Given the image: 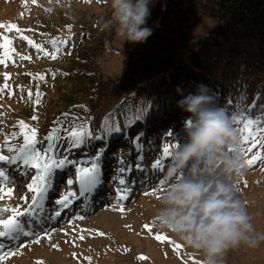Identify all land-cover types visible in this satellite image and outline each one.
I'll return each mask as SVG.
<instances>
[{"label":"rangeland","instance_id":"1","mask_svg":"<svg viewBox=\"0 0 264 264\" xmlns=\"http://www.w3.org/2000/svg\"><path fill=\"white\" fill-rule=\"evenodd\" d=\"M178 1L184 5H191L193 2V0ZM110 18V0L0 2V23L16 24L23 30V35L41 44L45 51L49 53L54 51L49 43L51 39L70 37L67 44L61 46V52L52 59L43 52H37L28 45L27 41L19 39L21 33L15 30L8 32L6 28H0V36L7 35L14 38L10 45L0 39V44L6 45L5 48H0V56L4 51L14 49L9 54L15 61L14 63L7 61V66L0 65V87L5 84L2 74L5 72L10 74V79L7 80L9 88L0 94V146L13 132L21 130L18 121H24L29 128L36 129V139L43 141L56 123L67 126L73 117L80 118L78 123L87 121L90 131L96 135L102 121L111 113L115 118L114 122L119 124L121 132L126 135L125 139L124 135H120L118 139L110 140L108 143L102 164L105 191L97 194L89 205L85 206L83 202L75 204L58 220L45 223L44 228L55 229L50 239L44 238L39 243H32V238H22L20 243L27 242V246L20 248L17 254L8 257L0 264H38V262L42 264H202L201 254L187 248L174 234L158 229L154 225V218L160 207L157 196L161 190L157 189L156 195H144L145 191H151L152 187L156 186L158 179H165L164 173L170 162L169 157L164 159L165 166L162 172L155 170L159 172L158 176L154 175L150 165L161 158L165 144L185 141L182 126L164 128L157 126L154 129V138L146 140L144 137L142 142L133 143L136 136H129V133L137 129V126L126 127V125L129 123L136 125L135 117L142 109L148 108L149 99L138 98L134 103L131 97L127 99L122 97V100H125L123 105L120 106L119 101L115 102L108 112L106 114L104 112L103 117L99 116L97 120L93 116L94 111L89 107L95 79L100 76L115 77L124 65V41L116 35L115 26L104 27L105 22ZM69 25L71 28L67 27ZM23 56H30L31 59H20ZM37 74L43 75L44 79H38ZM29 91L32 92V100L28 98ZM37 91L43 95L40 103L34 104ZM64 113H68L69 116L64 117ZM33 116L37 119H32ZM145 120L146 117L141 121ZM260 127L264 128V124ZM170 131L173 132L172 136L167 135ZM145 133L148 134L147 131ZM237 133L239 136V132ZM61 135L64 133L62 132ZM22 142V136L9 141L17 145ZM61 143L67 147L66 142ZM104 147V143L94 142L86 149H74L73 153L69 154V158L80 159L84 151L95 156L97 150ZM260 151L264 153V149ZM0 154L11 155L6 149ZM140 154L144 156L143 163L148 168L150 179L145 181L142 173L133 171L131 177L135 178L136 183L131 185L133 191L123 205L125 211L121 213L113 210L109 207L113 203L109 199V193L114 189L112 178L116 175L118 158L124 159V167L127 168L130 164L134 167ZM33 174L34 172L30 171L27 176H21L18 172L9 171L8 175L11 179L0 193L4 197L0 199V207L17 205L26 207L20 198L27 193L25 186L31 181ZM69 178H75V169L72 167L65 171L63 179L50 199H55L68 190L66 181ZM125 178L129 179L127 176ZM235 179L239 188L237 196L246 202L247 212L252 218L256 231L264 233V160L257 161L251 167L246 166L243 175ZM166 184L167 181L162 187L164 188ZM7 189H12L11 193H8ZM27 198L30 200L31 193H27ZM49 210H54L51 204ZM8 214L10 213L4 214V218ZM77 214L84 219L69 224L68 221ZM144 224L151 226V234L143 227ZM82 229L86 231L81 232ZM100 232L105 235L100 236L98 234ZM155 234L164 235L168 240L157 241L154 238ZM80 235L84 236L83 240L79 239ZM169 240L171 243L168 242ZM52 245H58V248H53ZM176 245H179V248H176ZM141 254L147 259H138ZM85 257H90V261ZM221 260L222 264H264V241L257 247H249L242 243L237 247L229 248Z\"/></svg>","mask_w":264,"mask_h":264},{"label":"trees","instance_id":"2","mask_svg":"<svg viewBox=\"0 0 264 264\" xmlns=\"http://www.w3.org/2000/svg\"><path fill=\"white\" fill-rule=\"evenodd\" d=\"M146 26L153 28L146 42H124L121 72L93 82L96 120L122 97L149 99L146 120L129 136L151 140L157 126H182L188 114L176 107L174 88L186 94L196 83L209 86L216 106L231 96L243 111L255 104L251 118L264 119V0H156Z\"/></svg>","mask_w":264,"mask_h":264},{"label":"snow or ice","instance_id":"3","mask_svg":"<svg viewBox=\"0 0 264 264\" xmlns=\"http://www.w3.org/2000/svg\"><path fill=\"white\" fill-rule=\"evenodd\" d=\"M86 2H90V0H86ZM67 27L71 28L70 25ZM0 28H6L8 32L15 30L17 33H21L19 39L27 41L28 45L35 48L37 52H43L45 56H50L52 59L56 58L57 54L62 50L61 46L67 44L68 39H70V37L66 39H51L49 43L53 46L54 51L49 53L43 49L41 44L35 43L28 36L23 35V30L19 29L16 24L10 23L5 25L0 23ZM0 39H3L7 45H10L14 38L2 35ZM5 47V44H0V48ZM10 51H14V49L6 50L0 56V65L7 66V61L15 62L9 54ZM20 59L30 60L31 57L23 56ZM2 75L5 84L0 87V94L9 88L7 80L10 79L9 73L5 72ZM37 75L38 79H44L43 75ZM54 75L55 73H53ZM9 94L11 95V93ZM42 95V93L37 91L36 99L33 103L39 104ZM28 98L32 100L31 91L28 93ZM254 107L255 104L247 111H243L238 105L233 104L232 97L229 96L222 108L234 130L240 134L239 152L244 157L245 165L248 167H251L257 161L264 160V153L260 151V149H264V138H261L264 137V128L260 127L264 123V119L251 118V111ZM149 111L150 108L142 109L141 113L135 117V121L140 122L144 120ZM63 115L66 118L69 116L68 113H64ZM32 119L35 120L37 117L33 116ZM79 119L78 117H73L67 126L62 123H56V126L49 130L43 141L36 139V129L29 128L24 121H18L21 130L13 132L10 137L6 138L4 144L0 146V152L6 149L7 152L11 153V155L0 154V193L4 191V186L11 179L8 175L9 171L18 172L21 176H27L30 171L34 172L31 176V181L25 186L27 193H31L30 200L27 198V193L20 198L26 204V207H21V205L0 207V262L17 254L20 248L27 246V242L24 244L20 243L22 238H32V243H39L44 238L50 239L55 229L44 228L45 223L58 220L75 204L83 202L85 206L89 205L97 194L105 191V177L102 170L105 152L109 141L118 139L124 133L121 132L119 124L114 122L115 118L111 113L102 121L96 135H93L90 131L87 121L78 123ZM126 127H131V123L126 125ZM25 129L27 131H24ZM62 132L64 135H61ZM167 135L172 136L173 132L170 131ZM20 136L23 137L22 143L18 145L9 143L10 140H15ZM141 136H143V133L138 134L133 143L139 141ZM62 141L67 143V147L61 143ZM92 142H102L105 147L98 149L95 156L84 151L80 159L69 158V154L73 153L74 149H86L91 146ZM179 143L177 141L163 146L161 158L156 159L150 165V168L154 170V175L158 176L159 172L163 171L165 166L164 159L170 156V149L176 148ZM137 148H139L138 144ZM249 154L251 155L249 156ZM143 161L144 156L140 154L137 157L135 166L133 167L130 164L126 168L123 166L124 159L122 157L118 158L116 175L112 178L114 189L109 193V199L113 201L109 207L113 210H118L121 213L125 211L123 205L130 198L133 191L131 185L136 183L135 178L131 177L133 171L142 173L145 181L150 179L148 168L144 165ZM70 167L75 169V178L67 179L68 190L59 197L50 199L54 194L55 188L59 186V182L63 179L65 171ZM155 170H159V172ZM126 176L129 179H126ZM165 183V179H158L156 186L152 187L151 191H145L144 195H156L157 189L163 191L162 186ZM11 191L12 189H7L8 193H11ZM3 198L0 195V199ZM157 198L159 199V196ZM49 204L54 208L53 211L49 210ZM7 213L10 214L4 218V214ZM82 219L84 217L77 214L68 223L71 224L75 220ZM126 227L130 226L126 225ZM143 227L150 234L152 233V228L149 224H144ZM83 231L86 230L82 229L81 232ZM98 234L100 236L105 235L102 232ZM154 238L160 242L168 240V237L161 234H155ZM79 239L83 240L84 236L80 235ZM168 242L171 243L170 240ZM52 247L58 248V245H52ZM175 247L179 248V245ZM124 250L127 251V249ZM73 256H75V253H73ZM137 258L141 260L147 259L142 254ZM85 259L90 261L91 258L85 257ZM38 264H42V262H38Z\"/></svg>","mask_w":264,"mask_h":264},{"label":"clouds","instance_id":"4","mask_svg":"<svg viewBox=\"0 0 264 264\" xmlns=\"http://www.w3.org/2000/svg\"><path fill=\"white\" fill-rule=\"evenodd\" d=\"M156 0H110L111 18L104 27L115 26L124 42L144 43L153 34L147 21ZM162 10L164 7L162 6ZM180 97L176 107L187 113L182 128L185 141L169 156L159 193L154 225L178 237L187 248L202 255V264H222L224 253L240 244L257 247L264 233L257 232L238 196L235 177L242 176L244 157L240 140L228 116L214 103L211 89L196 83Z\"/></svg>","mask_w":264,"mask_h":264},{"label":"bare ground","instance_id":"5","mask_svg":"<svg viewBox=\"0 0 264 264\" xmlns=\"http://www.w3.org/2000/svg\"><path fill=\"white\" fill-rule=\"evenodd\" d=\"M2 1H6V0H0V2H2Z\"/></svg>","mask_w":264,"mask_h":264}]
</instances>
